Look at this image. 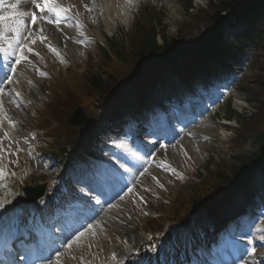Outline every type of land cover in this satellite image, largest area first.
<instances>
[{
    "label": "rangeland",
    "instance_id": "obj_1",
    "mask_svg": "<svg viewBox=\"0 0 264 264\" xmlns=\"http://www.w3.org/2000/svg\"><path fill=\"white\" fill-rule=\"evenodd\" d=\"M154 1H156L155 4L157 7L163 8L164 11L163 22L167 27V31L165 30L164 32L166 33L165 38L167 41L178 37H182L185 40L194 37L197 34L195 26H200L202 28L210 26L205 24L210 23V19L216 8V4H212V0H194L193 10L190 12V16L183 14L181 9L179 12H176L177 15H174L170 12L169 8L170 5L174 6L172 3L173 0ZM71 2L72 10H76L77 14H82V18L84 19L83 24L85 26L82 32L84 38L80 35L77 36L78 41L81 40L83 42L81 45L78 43L74 44L75 51L80 58L79 62L73 59L72 53L69 51V45L65 43L58 44L55 42L54 38H51L49 42L57 48L55 52L52 50L51 52L45 50V45H42L40 51L37 53L29 50L24 51L23 55L30 60L32 59V61L28 63L29 66L33 68L32 76L28 79L30 83L29 87H34L36 84H39L40 88H45L42 92V96L38 99L41 101L38 104L37 112L34 110L35 114L29 111L33 105V100H31L30 95L31 88L29 89L25 83H20V81L14 82L17 78L12 75H9V80L6 82L8 85L11 84L12 88L17 87L18 84V87L22 89V96L17 100L19 103L15 105V109L11 108L14 112H17L19 120L22 119L25 126H28V132L35 129L36 132L39 133V140H42L40 136L43 129L47 135L53 133L59 135L62 141L67 139L64 137L63 131H65V127H70L63 121L61 115L58 116L55 110L51 111L52 114H54L53 117H49L47 113L50 108V100L59 101V96L54 95L56 92L64 98L74 99V105L70 108L71 110H69L67 114H64L66 118L76 107L82 106V103L88 107L92 106L95 100L94 94L90 89L82 86L81 80L87 76L86 73L93 64L100 65L103 64L105 60L101 62L93 58V61L90 63L89 56L92 54L95 57L96 54L94 51L96 42H92L91 38L98 41L97 46L102 44L106 46L107 42L113 41L111 39L118 36V28L126 30L128 22L132 19L131 14H127L129 18H124L116 27L114 25L116 20L109 22V24L105 26L103 25L104 19L102 18L103 7H101V0H96L97 4L95 7L91 6L90 3L87 4L86 1L78 6L75 5L73 0H71ZM134 2L133 0L132 3ZM23 3L19 4L18 7L13 10L14 12L5 13V17L9 18L15 14L19 15L24 12L29 13L31 7L30 3L27 2V0ZM140 3L143 4L145 1L141 0ZM84 4H87V8ZM191 15H193L194 19L191 18ZM27 17L28 16H25V18ZM199 18L201 22L197 21ZM68 20L69 29L75 28L74 21L71 19ZM43 24L44 23L39 22L40 32L43 29ZM178 29L179 31L177 32ZM236 32L239 33L240 30ZM225 38L231 41L235 36H231L227 32ZM158 42L161 41L158 40ZM15 46L17 45L15 44ZM60 57L62 58L59 59ZM62 60L66 61L70 66L64 65ZM95 72L97 77L101 76L99 67ZM41 73L45 75H41ZM256 76L257 71L254 70L250 73L249 77H247L248 81L252 79L253 85H240L239 93L244 94L246 101L241 99L237 92L235 93L233 98H236V100L234 99L233 102L235 101L236 103H233V107L237 115L242 116L244 122L242 120H240V122H227V131L224 132V138L226 140L221 146H215V137L213 136H215L216 133L214 134L211 128L218 122H223V101L219 102L217 105L218 109L216 112L219 115L217 121L211 117L215 111H211L210 113L212 115L210 119H208L211 120V122L206 125L204 121L203 123L205 124L201 129L192 131L196 139L195 142L184 136L185 139L179 140L177 144L174 143L169 149H164L165 151H163V153L160 152L159 155L156 156L158 161L169 167L164 168V170H173L177 173V176H171L169 173L166 175L162 172H153L156 178H158L157 181L146 178V181L143 180L142 183L145 181L149 188H140L138 186L135 188L136 194L139 197L134 196V192H132L131 198L121 199L116 204L105 208L106 210L98 217V220L93 223L87 231L71 242L50 264H109L112 261L118 263L125 256L127 257L130 255L129 250L133 247L135 248L138 242H146L149 232L162 230V226L166 224V221H168L170 217L181 220L182 214L180 213L188 207H191L187 204H189L193 198L198 197L199 193L205 200L213 196L214 192L212 189L217 183L216 180L218 179V175L227 170V166L225 168L218 166L220 162L223 161L227 165L236 167L237 165L231 157H240L244 155L246 151L251 152L254 148L253 141H248L247 147H245L240 154L231 149L228 150L231 143H239L241 137H246L257 132L264 120L263 117L256 115L254 111L255 103L258 102L256 100H261L264 97V87L262 86L264 81H260L258 84L256 81L257 79H255ZM13 82L14 84H12ZM73 84H75L76 87H74ZM11 92L13 91H9L8 94L13 98ZM25 93L27 98L23 96ZM60 123L61 126L57 129V125ZM261 132L262 130L259 131L258 134ZM71 141L72 136L69 139V145L72 144ZM20 149H23V147ZM83 149L84 148L81 147V150ZM208 157L214 159L212 164H208ZM227 158H229L230 161ZM22 161L23 160H20L19 163ZM77 161L81 165L82 162L79 156ZM1 163L4 164V166L0 169L6 173L11 168L9 157L7 156ZM30 164L31 166H36L33 162ZM179 174H182L184 179L179 177ZM13 175L16 177L15 173ZM69 177L72 179L73 183L84 176L82 173L76 172L74 176L69 175ZM60 186L61 184L59 185L56 182H52L51 188L57 191L60 189ZM201 190H203V192H201ZM178 209L183 210L177 211ZM5 213L8 214V211ZM203 214V211H199L198 221L208 217L207 215L206 217L201 216ZM233 217H235V214L226 213L222 215V220H232ZM160 225L162 226L159 227ZM172 232L166 235V239L169 241L171 240ZM140 245L142 246L144 244ZM258 247L264 251V247L260 245Z\"/></svg>",
    "mask_w": 264,
    "mask_h": 264
},
{
    "label": "trees",
    "instance_id": "obj_2",
    "mask_svg": "<svg viewBox=\"0 0 264 264\" xmlns=\"http://www.w3.org/2000/svg\"><path fill=\"white\" fill-rule=\"evenodd\" d=\"M186 5V11L191 7V0H182ZM216 5L214 14L210 20V23L213 24L215 20L219 19L222 14L227 13L229 15L237 13V16L246 17V15L252 12H259V10L264 13V0H213ZM212 2V4H215ZM240 4V5H239ZM239 5V6H238ZM238 6L240 9L236 12L234 11L235 7ZM241 10V11H240ZM240 11V13H239ZM217 14V15H216ZM258 22H252L250 25L251 29L247 32V35L244 38L240 39V44H237L232 48L230 55L237 54L238 49L245 50L249 52L251 55L255 53H261L264 57V15L258 14ZM201 20L200 18L197 21ZM220 21V20H219ZM210 23H206L205 25H210ZM216 25H212L206 31L202 33L205 34V38H202L199 46L192 51V54L197 58H205L210 55L221 56L223 54V50H221L219 36L215 35L214 32L216 30ZM162 43L157 44V40L155 38V33H148L143 41L136 48V55L139 56L140 61L148 64H159L162 62L169 61L171 56L178 54L182 49V38L178 37L175 39H171L167 41L165 37L161 35ZM136 56V59L138 58ZM261 67L264 72V59L261 63ZM104 75V74H103ZM101 74V76L103 77ZM102 79H99L97 76H93L88 81V86L94 89L97 92H106V88L103 86ZM103 93V94H104ZM261 110L264 113V100L261 103ZM231 115L233 113L230 112Z\"/></svg>",
    "mask_w": 264,
    "mask_h": 264
},
{
    "label": "bare ground",
    "instance_id": "obj_3",
    "mask_svg": "<svg viewBox=\"0 0 264 264\" xmlns=\"http://www.w3.org/2000/svg\"><path fill=\"white\" fill-rule=\"evenodd\" d=\"M102 6L104 7V10L102 11V18L104 19V23L108 24V22H112L114 20L113 17H123L126 16V8H125V2L121 0H102ZM15 20H9V21H3L0 24L1 30L4 31V35L9 36V40H12L16 35L13 31L10 29L16 27ZM27 23H23L22 26L19 27V34H22L23 28L26 26ZM41 34L38 32L36 29L34 34H30L26 37H24V46H26L27 49H31L32 51H35L39 48V45L37 44L38 41L37 39L35 40V34ZM43 37H46L45 35H42ZM57 40L59 42H63V39L59 36H57ZM35 41V43H33ZM44 41V40H43ZM46 41V39H45ZM10 49H6V47H1L0 48V66H7L9 67V73H15L18 77L28 80L31 74L30 66L27 64L29 60L22 59L23 57H18L17 59H11V61L6 60L7 58H10L11 52L9 50L13 49V45H10ZM74 46H70L69 51L72 53L73 59L78 61L80 60L78 53H76ZM14 57V56H13ZM20 60V63H16L17 60ZM77 62V63H78ZM27 67L29 69H27ZM30 75V76H29ZM45 89V88H44ZM43 88H40L39 84H36V86L31 87L30 95H31V100H33V105L29 109V111L34 112V110L37 112V105L40 100L39 97L42 96V92L44 91ZM0 145H5L7 139H23L25 136V133L27 132V128L23 122L22 119L19 120L17 116H14L8 109V101H6L5 96L1 93L0 95ZM223 128H220L222 131ZM26 131V132H25ZM5 133H7V136H5ZM214 139L215 146H221V144L224 143L226 140L222 132H218L216 134ZM7 144V143H6ZM1 153H0V159H1ZM83 204V203H82ZM86 205V204H84ZM23 216L21 217V221L24 219H27L31 221L34 219L32 215L30 214L29 210L25 208L23 211ZM40 213V212H39ZM125 251V249H124ZM181 256L178 258L177 262L178 264L181 263Z\"/></svg>",
    "mask_w": 264,
    "mask_h": 264
},
{
    "label": "snow or ice",
    "instance_id": "obj_4",
    "mask_svg": "<svg viewBox=\"0 0 264 264\" xmlns=\"http://www.w3.org/2000/svg\"><path fill=\"white\" fill-rule=\"evenodd\" d=\"M25 2V0H20V3ZM27 2L31 3L33 2V0H27ZM3 3V0H0V4ZM12 8H17L18 4L17 3H12L11 4ZM36 7L40 9L41 12H51L54 14V18L52 19H48L47 17H45L46 19H48L49 23H55L56 25H59L60 23V19L59 17L61 16V14H67V12L69 11L68 8H65L63 6H61L59 3L56 2V0H45L44 4L41 5L39 3H36ZM85 7L87 8V5H85ZM25 16H29L30 19L32 20L33 23H35V14H29L27 12L24 13H20L19 16L16 18L15 23H16V27L10 29L11 31H13L17 36L19 35V27L23 25V17ZM3 19H8V17H4V16H0V20ZM41 40H45L47 39L46 37H40ZM19 43V41H17ZM33 43H35V41H33ZM50 50L52 51H56L55 49H52L51 46ZM29 51H31V49H29ZM58 54V53H57ZM22 59H26V57H23ZM16 63H20V60L18 59L16 61ZM41 75H45L44 73H41ZM2 91V90H0ZM5 136H7V133H5ZM248 244H253V240H248L247 241ZM253 252H255V249H253Z\"/></svg>",
    "mask_w": 264,
    "mask_h": 264
}]
</instances>
